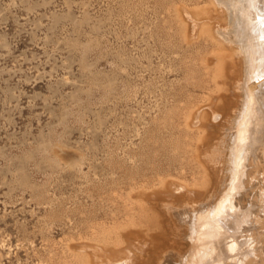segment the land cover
<instances>
[{"label":"rangeland","instance_id":"rangeland-1","mask_svg":"<svg viewBox=\"0 0 264 264\" xmlns=\"http://www.w3.org/2000/svg\"><path fill=\"white\" fill-rule=\"evenodd\" d=\"M208 5L0 0V264H159L187 248L164 204L217 185L200 165L220 131L198 134L195 115L239 102L232 64L215 87L219 46L184 10L198 32L203 8L219 18Z\"/></svg>","mask_w":264,"mask_h":264},{"label":"bare ground","instance_id":"bare-ground-1","mask_svg":"<svg viewBox=\"0 0 264 264\" xmlns=\"http://www.w3.org/2000/svg\"><path fill=\"white\" fill-rule=\"evenodd\" d=\"M210 4L219 18L214 27L209 18L212 10L203 8L206 18L200 33L197 30L201 25L192 10H184L193 22V33L219 46L220 52L210 59L214 61L215 87L221 85L219 80L228 63L232 64V97L239 102L224 114L216 107L195 111L198 134H204L205 127L216 126L220 131L215 144L202 151L203 163L208 167L200 165L203 180L208 179V168H215L212 174L217 185L208 199L193 207L186 203L181 208L164 204L165 212L171 210L168 214L172 225L186 240L187 248L173 254L165 252L157 262L264 264V0H210ZM205 67L210 68L208 62ZM253 81L257 83L255 88L251 87ZM175 184V190L186 188L185 183ZM100 249L92 246L90 257L100 259ZM134 259L135 255L121 254L115 262L129 264ZM86 262H94L93 257Z\"/></svg>","mask_w":264,"mask_h":264}]
</instances>
